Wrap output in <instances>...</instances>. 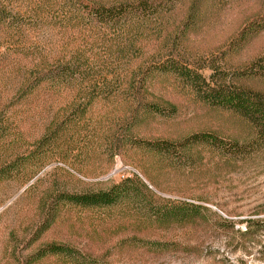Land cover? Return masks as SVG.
<instances>
[{
	"label": "rangeland",
	"instance_id": "1",
	"mask_svg": "<svg viewBox=\"0 0 264 264\" xmlns=\"http://www.w3.org/2000/svg\"><path fill=\"white\" fill-rule=\"evenodd\" d=\"M205 9L176 50L149 38L140 56L109 59L120 77L172 59L191 78L151 71L140 100L153 105L135 110L128 76L117 96L75 116L40 164L26 158L33 142L81 92L73 82L25 94L43 50L50 63L62 54L55 13L30 20L24 37L0 24V168L9 175L0 181V264H264V123L201 98L225 79L264 99V0ZM79 33L66 36V57L79 53ZM125 180L114 205L60 199ZM182 208L185 218L155 215Z\"/></svg>",
	"mask_w": 264,
	"mask_h": 264
},
{
	"label": "trees",
	"instance_id": "2",
	"mask_svg": "<svg viewBox=\"0 0 264 264\" xmlns=\"http://www.w3.org/2000/svg\"><path fill=\"white\" fill-rule=\"evenodd\" d=\"M225 1L227 0H0V24L6 22L13 36H27L26 30L22 28L31 26L32 19L38 22L46 19V13L51 11L55 13L52 18L58 21V34L64 40L60 59L50 63L48 51L43 50L40 54L41 62L38 60L35 73L27 78L24 85L25 94L37 86H44L49 90L59 87L57 84L64 86L73 82L77 85L78 92H81V95L66 102L62 108L63 116L58 122L53 119L48 124L43 134L33 142V149L26 158L38 159L40 164L48 153H52L59 134L65 131L72 119L86 114L100 98L117 96L121 92L122 83H127L128 76L131 78L128 85L132 98L130 103L135 110H145L148 105H153L147 102L143 104L140 100V94H146V83L151 71L191 78L189 71L182 72L177 62L172 59L166 62L157 59L149 67H145V63L139 64L135 74L130 71V74L120 77L112 70L109 59L114 53L126 57L127 53L134 52L135 56H140L142 46L149 38L161 50H176L191 29L196 28L200 22L197 17L206 12L205 7L214 11ZM24 16H28L29 21L21 27L17 19H23ZM71 32H80L76 43L79 44V53L74 57H66L64 50ZM98 49L101 54L97 53ZM200 79V76L193 75V83ZM212 79L213 76L210 77L211 81ZM84 82L88 83L86 87L81 86ZM214 83L213 87L207 86V90L201 92V98L205 102L237 112L256 127L264 123V99L259 94L244 89H232L226 86L225 79H214ZM70 111H73L72 115L67 114ZM7 178L9 175L6 169L0 168V181ZM129 182L130 180H125L108 192L98 191L60 199L83 208L110 206L124 198L126 191L122 193L121 188ZM183 207L192 209L188 205ZM169 210L165 209L155 215L161 219L166 215L185 218L189 214L183 208L175 212ZM41 255L43 254L38 257Z\"/></svg>",
	"mask_w": 264,
	"mask_h": 264
}]
</instances>
